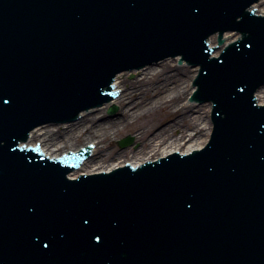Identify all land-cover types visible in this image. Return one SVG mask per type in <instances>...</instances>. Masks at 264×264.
Here are the masks:
<instances>
[{
	"label": "water",
	"instance_id": "obj_1",
	"mask_svg": "<svg viewBox=\"0 0 264 264\" xmlns=\"http://www.w3.org/2000/svg\"><path fill=\"white\" fill-rule=\"evenodd\" d=\"M255 1L0 0V264H264ZM252 8L264 15V0ZM226 30L243 39L210 59L208 37L219 32L222 44ZM238 36L225 32V43ZM176 55L202 65L200 90L217 102L206 150L70 181L87 149L48 160L18 146L37 125L108 101L117 72ZM197 70L169 59L120 72L116 99L35 128L24 145L50 158L92 145L72 180L198 150L213 125L211 104L186 102ZM256 97L264 105V86ZM136 238L140 248H127Z\"/></svg>",
	"mask_w": 264,
	"mask_h": 264
},
{
	"label": "snow or ice",
	"instance_id": "obj_2",
	"mask_svg": "<svg viewBox=\"0 0 264 264\" xmlns=\"http://www.w3.org/2000/svg\"><path fill=\"white\" fill-rule=\"evenodd\" d=\"M249 47H251V45H249ZM7 103H8V101L4 100V98L2 96H0V108L6 106ZM84 223L87 224L88 220H85ZM101 239H102L101 235L94 234V240L95 241H101Z\"/></svg>",
	"mask_w": 264,
	"mask_h": 264
}]
</instances>
